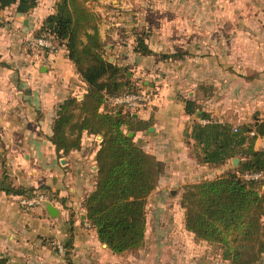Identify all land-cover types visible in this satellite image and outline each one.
I'll use <instances>...</instances> for the list:
<instances>
[{
  "label": "crops",
  "instance_id": "0c3cea01",
  "mask_svg": "<svg viewBox=\"0 0 264 264\" xmlns=\"http://www.w3.org/2000/svg\"><path fill=\"white\" fill-rule=\"evenodd\" d=\"M59 1L37 0V6L23 14L18 5L0 10V182L6 173L7 184L25 191L15 195L0 188V259L9 264H203L199 251L215 247L189 233L184 217L172 221L168 225L172 230L161 240L153 231L160 225L151 224L147 215L144 246L122 254L111 251L90 227L84 200L96 186V156L102 137L84 133L80 149L67 154L58 152L51 141L63 103L78 94L84 96L87 85L65 47L40 55L26 42L55 13ZM167 2L120 1L123 11L103 16L109 26H104L100 36L109 62L133 69L136 75H129L150 96L142 108L130 112L148 129L135 133L124 128L163 165L148 200L155 195L176 197L179 189L173 207L181 209L186 186L214 180L236 168L232 160L220 167L199 162L190 135L194 123L201 121V113L233 126L264 122V0ZM159 3L166 4V10ZM176 3L182 4V11ZM196 35L199 49H207L208 36L215 35V61L187 65L189 62L182 61L188 58L178 62L157 57L169 50L186 51ZM139 37H144L153 55L137 52ZM170 64L179 66L171 69ZM207 86L214 87V96H200L195 90L200 87L204 92ZM189 101L199 108L196 115L186 113ZM112 107L109 103L101 111ZM120 113L125 114V108ZM255 149L264 150V137L256 140ZM38 191L47 192L52 203L34 209L20 205V197ZM49 205L55 208L53 214ZM55 243L68 247L66 258L56 252ZM184 248L193 251L185 253Z\"/></svg>",
  "mask_w": 264,
  "mask_h": 264
},
{
  "label": "trees",
  "instance_id": "16d2710c",
  "mask_svg": "<svg viewBox=\"0 0 264 264\" xmlns=\"http://www.w3.org/2000/svg\"><path fill=\"white\" fill-rule=\"evenodd\" d=\"M13 5H18L19 13H28L37 6V0H0V10ZM98 21L88 0H60L36 36H53L63 45L87 85L82 100L71 97L63 103L53 123L51 141L58 152L67 154L80 149L84 133L102 137L96 156V186L84 200V208L99 240L122 254L144 246L147 200L158 184L163 165L124 131H146L147 124L131 117L130 112L120 113L119 107L101 111L110 103L108 99L141 89L127 68L106 58ZM137 52L142 56L154 54L144 37L138 38ZM198 110L195 102H187L188 115H196ZM200 118L190 135L199 162L211 167L226 165L233 158L240 162L214 180L184 188L180 203L185 228L197 240L221 250L227 264H260L264 257V179L248 181L243 176L264 174V150L255 149L256 140L264 137V122L233 126L216 122L206 113ZM6 178L5 173L1 190L15 195L25 192L11 187ZM0 264L9 262L0 259Z\"/></svg>",
  "mask_w": 264,
  "mask_h": 264
},
{
  "label": "rangeland",
  "instance_id": "374dc122",
  "mask_svg": "<svg viewBox=\"0 0 264 264\" xmlns=\"http://www.w3.org/2000/svg\"><path fill=\"white\" fill-rule=\"evenodd\" d=\"M102 1L104 2V5L101 4L99 0H98V2H94V0H88L89 7H90L91 10H93V12H94L95 8L99 9V12H97V13L95 12V14L98 15V17H99V21H98V24H97L98 30H99V34H100L101 30L104 31V26H107V27L109 26L107 23L104 22L103 16L105 14L110 13L111 11H113V13H115V14H118V12L121 13L123 11V9H120L121 6H122L120 1H122V0H109V1L102 0ZM165 1L169 2L171 0H165ZM160 2H162V0H160ZM159 5H160L159 7L162 8L163 5H166V4L159 3ZM176 6H178L177 3H176ZM163 10H166V9L163 7ZM178 10H180V11L183 10L182 9V4H181V6L179 7ZM208 38H209V44L207 45V47H208L207 49H203V48L199 49L198 48V44L200 42V39H199V36L196 35V36H192L191 47H188V49L186 51H184L183 49L182 50H178V51L169 50L168 52H165V53L161 52V53L157 54V57L160 60L165 61V60H169V59L177 60L178 58H174V57H179V56L183 57L184 56L182 58V60H184L186 58H188V59L185 60V61H182V62H189V64H187V65H190L192 62H195V63L198 62L197 64H199V62H205L206 60L208 62H210L211 59L215 61V57H216V53H217L216 52V46H215V39L216 38H215V35H209ZM202 39H204V37H202ZM61 46H63V45H61ZM106 52H107V50H106V47H105V56L107 58ZM125 54L126 53H124V55ZM110 55H111V53H110ZM163 57H168V59H165ZM170 57H172V58H170ZM177 61L180 62V60H177ZM144 62H146V61H144ZM147 62H155V61L154 60H149ZM111 63H113V62H111ZM177 66H179V65L170 64L171 69L172 68H176ZM122 68H127L128 75H129V73L132 74V75H136L134 70L131 69L130 67H123L122 66ZM214 68H215L214 66L211 67L212 73H214ZM129 77H131V76L129 75ZM131 79L134 80L133 77H131ZM207 87H209V86H207ZM196 89H197V93L200 96L212 97V96L215 95L214 87H212V90H207V91H204V92H203V90H200V87L195 88V90ZM211 92H212V94H211ZM184 95L186 96V94H184ZM114 108H118V107H114ZM132 111L133 110H131V109H125V112H132ZM237 159H239V158H237ZM176 192H177L176 193V197H175V194H173V196H172V194H166V198L165 199H163L161 196L155 195V196L151 197L148 200V203L146 205L147 206V212H148L147 215H148L149 222L151 224H154V226H156V225L159 226L160 225V228L154 227V230H153V228H152V230L153 231H157L159 233V237L161 238V240H162L163 236H164V238L168 236L169 229L172 230L171 226L169 227L168 225H171L172 221L178 220L180 218L183 219V217H184L185 211H184L183 208L180 209L178 207L177 209H175L173 207V206H175L178 203V199L180 197L179 189H176ZM162 222H163V225L161 226ZM175 236H176V234H175ZM211 246H213V245H211ZM193 248H195V247H193ZM206 248H208V246H206L205 249ZM208 250L209 251H206L203 248L202 252H201V250L199 251L200 252L199 253V256H200L199 260L200 259L203 260V264H206V262H204V260L209 261L210 262L209 264H226V260L223 259L221 250H219L218 248H213V249H208ZM189 251H193V250L190 249V248H186V249L184 248L183 249V252H185V253H187V252L189 253ZM203 257H204V259H203ZM260 264H264V257H263L262 261L260 262Z\"/></svg>",
  "mask_w": 264,
  "mask_h": 264
},
{
  "label": "built area",
  "instance_id": "2783aa9c",
  "mask_svg": "<svg viewBox=\"0 0 264 264\" xmlns=\"http://www.w3.org/2000/svg\"><path fill=\"white\" fill-rule=\"evenodd\" d=\"M27 47L36 54L46 55L54 54L59 49L61 45L58 44L53 36H29L26 38ZM63 47V46H62ZM77 100H82L83 95L78 94L76 96ZM150 100V96L143 90L138 93L126 94L119 97H112L108 101L114 107L127 108L131 110H136L142 108ZM235 131H237L235 129ZM244 179L248 181H261L264 179V174L260 172L246 173ZM19 203L22 207L27 209L41 208L46 204H51V196L47 192H34L33 194L22 196L19 199ZM56 252L63 258H66L68 254V249L62 243H55Z\"/></svg>",
  "mask_w": 264,
  "mask_h": 264
},
{
  "label": "water",
  "instance_id": "95a60500",
  "mask_svg": "<svg viewBox=\"0 0 264 264\" xmlns=\"http://www.w3.org/2000/svg\"><path fill=\"white\" fill-rule=\"evenodd\" d=\"M119 111L122 112V111H123V108H122V107L119 108ZM131 116H133L134 118L137 117L136 115H131ZM133 135H134L133 133H129V137L132 138ZM239 162H240V160L237 159V158L232 159V163H233V165H234L235 167L238 166ZM48 211H49L50 213L53 214V212H55V208H54L52 205H49V206H48Z\"/></svg>",
  "mask_w": 264,
  "mask_h": 264
}]
</instances>
